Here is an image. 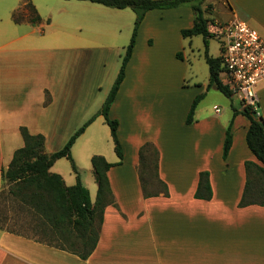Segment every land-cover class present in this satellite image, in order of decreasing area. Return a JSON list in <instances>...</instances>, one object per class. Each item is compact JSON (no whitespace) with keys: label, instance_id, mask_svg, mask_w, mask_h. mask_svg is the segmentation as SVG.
Wrapping results in <instances>:
<instances>
[{"label":"crops","instance_id":"0c3cea01","mask_svg":"<svg viewBox=\"0 0 264 264\" xmlns=\"http://www.w3.org/2000/svg\"><path fill=\"white\" fill-rule=\"evenodd\" d=\"M234 1L220 9L226 22H249L264 40V0ZM25 3L0 0V190L2 170L23 146L21 126L43 135L44 151L51 154L99 111L110 87H105L106 76L93 72V77L90 66L82 63L100 57L101 69L118 43L125 51L135 20L130 9L66 0L41 11L33 5L40 21L32 23ZM18 10L23 18L15 23L12 14ZM193 20L191 8L180 6L149 11L138 27L109 110V117L118 121L123 158L107 172L112 203L104 209L91 255L83 260L0 226V264H264V205L257 204L253 192L246 197L254 203L239 205L248 179L244 163L261 165L245 142L248 119L233 115L234 109L242 111L240 101L223 113L215 110L221 119L197 117L195 109L193 122H185L192 100L203 90L200 84L183 85L187 38L180 31ZM256 90L264 121V81ZM229 126L232 141L223 158ZM107 133L104 118L97 116L75 143L80 140L84 156L91 158ZM146 143L152 145L147 154L153 148L158 153L155 174L146 156L145 174L153 172L154 181L143 179L149 196L138 172L139 149ZM118 161L110 136L108 162ZM202 171L209 173V199L195 197ZM68 181L67 186L74 185ZM157 187L160 191L152 192ZM88 191L94 203L97 185Z\"/></svg>","mask_w":264,"mask_h":264},{"label":"trees","instance_id":"16d2710c","mask_svg":"<svg viewBox=\"0 0 264 264\" xmlns=\"http://www.w3.org/2000/svg\"><path fill=\"white\" fill-rule=\"evenodd\" d=\"M24 9L29 13V21L36 23L40 17L35 7L29 0H25ZM88 1L112 9H130L135 15L133 30L129 44L125 48L121 68L117 77L99 111L86 121L76 132L67 140L64 146L51 154L44 151V136L41 134H31L26 127L19 128L23 140V146L14 151L8 166L2 170L3 182L9 185L8 193L21 203L29 206L32 213L39 219L38 227L32 229L30 234H19L32 239L36 242L46 244L62 251L69 252L78 256L80 259H87L96 248L103 212L106 206L112 203V191L110 188L107 172L115 165H120L123 152L118 139V121L109 117L110 106L114 101L118 88L124 79L125 68L130 60L135 44L137 30L145 14L152 10H166L180 6H188L194 14L193 25L190 28L182 29L180 34L183 38H191L201 35L205 48V62L209 68L207 89L214 88L227 98L233 96L227 86L220 80V73L224 70L222 60L218 57L208 55V39L213 37L209 31L208 19L204 16L202 4L205 0H78ZM20 10L12 14L15 23L22 20ZM177 59H182L181 54L177 53ZM203 94H198L192 100L186 117V124L193 122V114L198 101ZM242 114L249 121V126L245 135V142L248 149L261 165H256L250 161L244 163L248 179L244 189L240 206L252 204L254 201L248 200L247 187L249 174L254 171L264 179V121L259 113L250 107H245L242 111L234 109L233 115ZM102 116L110 129V136L114 146V152L119 161L115 164L109 163L102 155H92L90 164L94 179L97 185L96 199L92 203L88 189L82 184L80 173L71 155V147L76 139L84 132L85 128L97 117ZM232 133L231 127L226 129L223 142L222 157L225 158L231 146ZM152 145L144 144L139 149L140 168L146 169L148 152ZM149 148V149H148ZM157 150L153 148L152 164L153 172L156 173ZM66 159L71 165L75 175V184L67 186L60 174L52 172L50 169L59 159ZM140 180L144 195L149 196L145 183ZM157 191L156 193H158ZM166 194V187L162 186V191ZM152 194V193H151ZM154 194V193H153ZM196 198L209 199L211 190L209 184V173L202 171L199 173V181ZM256 203V202H255ZM257 204L264 205V201H257ZM14 233V231H11Z\"/></svg>","mask_w":264,"mask_h":264},{"label":"rangeland","instance_id":"374dc122","mask_svg":"<svg viewBox=\"0 0 264 264\" xmlns=\"http://www.w3.org/2000/svg\"><path fill=\"white\" fill-rule=\"evenodd\" d=\"M29 1L31 2L32 5H34L38 10L41 11L45 9H50L52 5H56L54 4L56 1L65 2L66 0H29ZM227 1L205 0V2L202 4V9L204 10V16L208 19L209 31L213 34V37H210L208 39V46H207L208 55L211 57H218L221 53V40L217 39L216 36H217V31L223 24H225L226 20L224 19L223 14H221L220 9H224L226 7V3H228V5L236 4L234 0H227ZM93 4L98 5L95 3ZM127 11L131 13L130 12L131 10H127ZM246 23L248 24L249 27L256 29L254 26H252L251 23L249 22ZM121 44L122 43H118L119 47L118 49H115V54H113L111 58L106 57L105 61L101 63V69L99 66V60L101 59L100 57L96 59H92L91 57H89L86 58L82 63L84 67L90 66L88 71L89 74L90 75L92 74L93 77L95 76V74H97V72L101 78L102 77L104 78L106 76L105 87L107 88L110 87V89L121 68L122 59L125 54V51L121 49L122 46ZM125 44H127V41H125ZM184 47H185V59H184V65L183 67H181L185 69L184 77H183V85L184 86L187 85L190 88H192L195 84L196 85L200 84L203 86V90L201 92L203 96L198 101L195 107V109L197 110L196 113L197 117H203L206 115L212 119H221L222 116L221 117L216 116L214 114V111L216 109H221L223 113L225 108L227 107L229 108L231 102L233 103L234 106L239 105V98L237 97V95L232 96V98H227L221 92H219L214 88L207 89L209 68L207 63L205 62V57H204L205 48L203 43V37L201 35L187 38L186 42H184ZM78 141L72 147L73 149L72 157L80 173L81 181L83 182V184L86 186L87 189L90 188L91 185L96 187L91 172L90 158H86L84 156V151H83L84 144L82 146V144H80V142ZM101 142L102 144L101 143L98 144V146H100L101 144L100 147H95L93 150H91L92 152H95V154L92 155H102L107 161H109L110 160L109 133H107L101 139ZM145 156L148 157L150 162L152 161L151 153L150 154L146 153ZM55 163L56 164L54 165L53 168L54 171L52 170L51 171L60 174L62 177H64L63 179L66 180L67 183L69 182L68 180L71 179V182H73L72 184H75V176L72 172L69 161L62 158L57 160ZM143 167L144 166L138 168L139 174L140 172L142 173L141 179L151 180L153 184L154 182L152 179L153 172L151 173L150 171L149 174L148 173L145 174L147 171L144 172ZM146 168H148V166ZM248 184L249 185L247 187V193L250 194L253 192L252 198L256 199L257 201H264V179L260 175H257L256 173L250 174ZM160 189H161L160 187H157L156 189H151V190H153L152 192L155 191L157 192L160 191ZM8 190H9V185L4 183L2 189L0 190V226H2L4 229H11L21 234H30V231L33 228L37 230L41 229L40 227H38L40 223L39 219L32 213L29 206L21 203L18 199L10 195L8 193ZM93 194L95 195V193Z\"/></svg>","mask_w":264,"mask_h":264},{"label":"built area","instance_id":"2783aa9c","mask_svg":"<svg viewBox=\"0 0 264 264\" xmlns=\"http://www.w3.org/2000/svg\"><path fill=\"white\" fill-rule=\"evenodd\" d=\"M216 37L221 40L219 57L224 67L220 73L221 82L237 95L242 110L250 107L258 116L256 87L264 81V40L256 30L237 18L225 22Z\"/></svg>","mask_w":264,"mask_h":264}]
</instances>
